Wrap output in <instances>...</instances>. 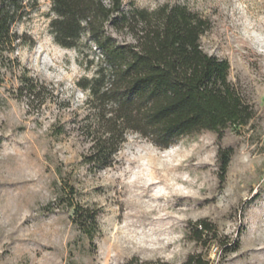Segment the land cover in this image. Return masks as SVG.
<instances>
[{"label":"rangeland","instance_id":"1","mask_svg":"<svg viewBox=\"0 0 264 264\" xmlns=\"http://www.w3.org/2000/svg\"><path fill=\"white\" fill-rule=\"evenodd\" d=\"M176 4L209 21L201 49L228 61L229 80L254 119L166 150L128 134L110 168L91 169L75 123L86 109L76 82L92 68L54 43L50 1L26 0L30 16L13 28L18 64L0 70V264H181L196 253L211 264H264V0H122L124 10ZM78 49L97 56L87 36ZM23 75L44 87L40 108L38 99L28 107L18 98ZM226 149L232 155L222 175L218 154ZM70 190L74 202L98 212L92 239L57 204ZM198 220L237 241V251L222 257L214 244L191 242L188 225Z\"/></svg>","mask_w":264,"mask_h":264},{"label":"trees","instance_id":"2","mask_svg":"<svg viewBox=\"0 0 264 264\" xmlns=\"http://www.w3.org/2000/svg\"><path fill=\"white\" fill-rule=\"evenodd\" d=\"M49 1L54 43L74 49L86 58V69L92 68L90 77L76 82L85 93L86 109L75 123V131L87 144L84 163L91 169L110 168L128 134L166 150L182 138L202 132L220 135L229 127H246L254 119L253 108L229 80L228 61L201 49L200 38L209 31V21L186 6L163 5L147 11L124 10L122 0ZM25 2L0 0V70L18 64L11 55L21 38L13 28L30 16ZM115 35L123 36V41ZM84 36L97 53L91 59L78 49ZM43 90L32 77L23 75L16 93L28 107L38 99L40 108L45 103L44 98L39 100ZM231 155L229 149L219 151L222 175ZM73 194L70 190L66 197H58L57 204H66L74 225L92 239L98 212L74 202ZM188 227L190 241L201 248L214 244L222 257L238 249L237 241L228 242L205 220ZM126 264L169 263L132 258ZM181 264L211 262L196 253Z\"/></svg>","mask_w":264,"mask_h":264}]
</instances>
